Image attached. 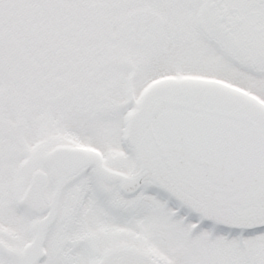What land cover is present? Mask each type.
<instances>
[{
  "label": "snow or ice",
  "instance_id": "1",
  "mask_svg": "<svg viewBox=\"0 0 264 264\" xmlns=\"http://www.w3.org/2000/svg\"><path fill=\"white\" fill-rule=\"evenodd\" d=\"M0 264H264V0H0Z\"/></svg>",
  "mask_w": 264,
  "mask_h": 264
}]
</instances>
